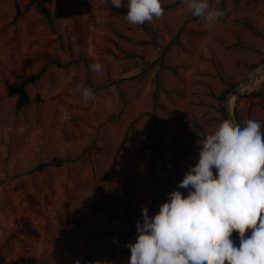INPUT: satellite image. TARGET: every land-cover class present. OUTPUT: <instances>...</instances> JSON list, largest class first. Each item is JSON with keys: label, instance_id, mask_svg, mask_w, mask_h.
Wrapping results in <instances>:
<instances>
[{"label": "rangeland", "instance_id": "374dc122", "mask_svg": "<svg viewBox=\"0 0 264 264\" xmlns=\"http://www.w3.org/2000/svg\"><path fill=\"white\" fill-rule=\"evenodd\" d=\"M36 1L0 0V264H128L141 208L187 195L179 181L227 120L222 94L264 65V0H209L225 13L212 26L182 0L142 26L111 0H39L50 23ZM40 71L17 110L14 89ZM232 111L264 126V74Z\"/></svg>", "mask_w": 264, "mask_h": 264}, {"label": "clouds", "instance_id": "9594fccd", "mask_svg": "<svg viewBox=\"0 0 264 264\" xmlns=\"http://www.w3.org/2000/svg\"><path fill=\"white\" fill-rule=\"evenodd\" d=\"M191 15L212 26L224 11L209 0H182ZM127 7L130 25L142 26L164 14L161 0H111ZM100 74L101 63L89 65ZM84 102L95 100L90 87L79 88ZM216 170V175L213 174ZM168 194L154 216L141 208L137 238L126 246L128 264H264V126L254 119L244 125L222 121L200 142L198 162ZM249 236H245L247 230ZM236 232L239 246L230 238Z\"/></svg>", "mask_w": 264, "mask_h": 264}, {"label": "trees", "instance_id": "16d2710c", "mask_svg": "<svg viewBox=\"0 0 264 264\" xmlns=\"http://www.w3.org/2000/svg\"><path fill=\"white\" fill-rule=\"evenodd\" d=\"M36 6L40 10V12L43 14V16L47 19V21L50 22V23H53L52 15H51L48 7L44 4V2L37 0L36 1ZM194 18H196V17H194ZM41 74H42V71H40V72H38L36 74L24 76L22 78L21 83L18 84L16 86V88L14 89V91H16L17 94H18V98H17V102H16V109L17 110L23 108L27 103H29L30 98H29V95L27 93L26 86L28 84L34 83L37 80H39L40 77H41ZM228 91L229 90H226L222 94L221 100H224V97H225V95H226V93ZM155 97H157V94H155ZM222 111L224 113V107H222ZM156 145H157V138H155L154 139V142L152 143V147H153L154 150L156 149ZM98 213H106V212L102 208H96V209L90 211L89 213L80 216V219L82 221H86V220H88L89 218L95 216ZM108 216L113 217L111 214H108ZM116 218H118V219H124L121 216H117Z\"/></svg>", "mask_w": 264, "mask_h": 264}, {"label": "water", "instance_id": "95a60500", "mask_svg": "<svg viewBox=\"0 0 264 264\" xmlns=\"http://www.w3.org/2000/svg\"><path fill=\"white\" fill-rule=\"evenodd\" d=\"M262 74H264V65H262L261 67H255L253 68L247 78L240 84H238L237 86H235L233 89H231L225 96V101H224V107H225V114H226V118L228 119H232V120H236L235 116H234V112L232 111V102L235 98H237L238 96H240L246 89H248L249 87H251V85L253 84V82L259 78V76H261ZM238 123V122H237Z\"/></svg>", "mask_w": 264, "mask_h": 264}, {"label": "bare ground", "instance_id": "6f19581e", "mask_svg": "<svg viewBox=\"0 0 264 264\" xmlns=\"http://www.w3.org/2000/svg\"><path fill=\"white\" fill-rule=\"evenodd\" d=\"M256 81H257V79H256Z\"/></svg>", "mask_w": 264, "mask_h": 264}]
</instances>
